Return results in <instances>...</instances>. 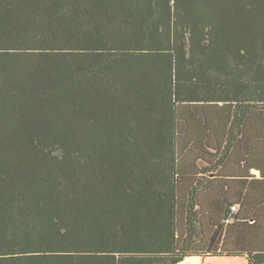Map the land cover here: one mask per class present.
I'll list each match as a JSON object with an SVG mask.
<instances>
[{
    "label": "trees",
    "instance_id": "trees-1",
    "mask_svg": "<svg viewBox=\"0 0 264 264\" xmlns=\"http://www.w3.org/2000/svg\"><path fill=\"white\" fill-rule=\"evenodd\" d=\"M264 264V0H0V264Z\"/></svg>",
    "mask_w": 264,
    "mask_h": 264
},
{
    "label": "crops",
    "instance_id": "crops-1",
    "mask_svg": "<svg viewBox=\"0 0 264 264\" xmlns=\"http://www.w3.org/2000/svg\"><path fill=\"white\" fill-rule=\"evenodd\" d=\"M209 258V257H194L185 260L182 264H243V263H235V261H232L227 258H245V257H228V256H221Z\"/></svg>",
    "mask_w": 264,
    "mask_h": 264
},
{
    "label": "rangeland",
    "instance_id": "rangeland-1",
    "mask_svg": "<svg viewBox=\"0 0 264 264\" xmlns=\"http://www.w3.org/2000/svg\"><path fill=\"white\" fill-rule=\"evenodd\" d=\"M190 258H194V257H190ZM190 258H187V259H190ZM219 258H222L219 256ZM185 259V260H187ZM227 259H230L232 261H235V263H243V264H248V261L246 258H227ZM185 260H183L182 262L178 263V264H182Z\"/></svg>",
    "mask_w": 264,
    "mask_h": 264
}]
</instances>
